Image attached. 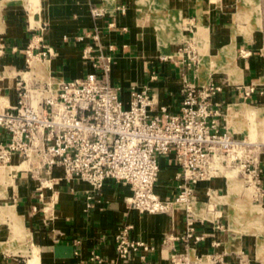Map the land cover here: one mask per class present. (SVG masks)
Returning a JSON list of instances; mask_svg holds the SVG:
<instances>
[{
	"label": "crops",
	"instance_id": "obj_1",
	"mask_svg": "<svg viewBox=\"0 0 264 264\" xmlns=\"http://www.w3.org/2000/svg\"><path fill=\"white\" fill-rule=\"evenodd\" d=\"M219 2L204 0L199 3L196 0L189 5L187 0H37L33 10L26 6L30 11L27 18L22 4L7 5L0 1V112L18 104L16 84L24 73L27 64L26 50L33 37H43L44 43L54 48L56 53L50 61L40 62L46 70L39 72L40 77H33L45 81L70 82L85 78L93 71L91 63L83 60V50L93 44L92 39L86 35L98 29L105 53L112 56L114 61L111 84L119 89L121 100L126 106L130 102L132 88L141 91L144 87H149L154 113L161 107H167L170 112H178L184 79H189L197 86L215 82L222 85V92L217 94L214 101L222 110L220 121L224 126L223 130H229L228 118L229 122L233 118H245L236 111L231 112V107L244 105L264 108L263 61L253 55L247 38L240 43L236 34L233 40V35L231 36L229 43L219 44V47L232 45L235 40L236 65L243 81L234 84L227 74L220 73L213 75L210 82L204 85L200 76L196 80L195 75L184 65L166 61L170 51L168 47L161 50L160 37L156 32V29L159 31V27L163 26L168 46V31L172 25L163 14L182 12L184 35L185 26L195 22L198 37L197 26L201 13L209 27V52L212 54L217 46L215 29L227 28L235 22L231 19L232 15L222 14ZM93 9L102 10L104 15L92 17ZM113 23L116 26L111 28ZM78 37H84V40L79 42ZM181 39L174 36L170 42L171 52L176 53L175 41ZM177 56L176 54L172 58ZM225 76L227 80H224ZM251 87H255L256 91L246 97L245 92ZM244 134L237 132L234 135L241 139ZM20 162V158L16 156L12 165H19ZM160 167L156 193L163 201L170 202L176 199L180 191V181L177 178L179 167L175 155L171 153L161 157ZM63 174L60 168L54 171V176L60 181L56 188L57 201L51 205L48 213L43 212L44 204L37 199L36 183L30 173L18 172L15 184L7 188L3 187L0 177V201L7 206L16 207L22 217L19 220L22 225L24 223L25 230L30 235L26 236V243H30L35 250L33 256H27L25 264H30L31 260L35 264H172L171 260L175 258L176 252L185 253V244L180 240L186 232L185 210L175 209L173 214L141 213L132 208L130 188L113 180L106 182L100 202L95 198L92 207L87 209V198L91 196L92 188L81 181L68 182L63 179ZM1 176L3 180L8 178V174L1 173ZM211 191H217L218 197H223V192L226 196V181L224 183L223 179H218L200 183L198 193L201 204L207 201ZM51 195V192H47L48 198ZM224 206L217 204V208ZM127 224L133 226V239L144 241L153 248L145 261L139 255H134L129 260L123 259L116 251L118 229ZM200 230L206 231V239L197 250L191 249V256L192 252L197 257V252L203 254L215 251V242L212 241V237H215L212 235L214 229L206 230L205 226H200ZM3 235L4 232L0 236ZM250 243V238L243 237L239 248H231L229 245V252H226L230 255L226 259L228 264H238L237 255L246 252ZM0 264H21V260H7L0 255Z\"/></svg>",
	"mask_w": 264,
	"mask_h": 264
},
{
	"label": "built area",
	"instance_id": "obj_2",
	"mask_svg": "<svg viewBox=\"0 0 264 264\" xmlns=\"http://www.w3.org/2000/svg\"><path fill=\"white\" fill-rule=\"evenodd\" d=\"M103 15L102 10L91 11L94 18ZM86 37L93 44L83 50V60L91 63L93 71L82 79L61 81L56 90L32 75L26 77L32 62H47L56 56L43 37H33L26 50L30 70L22 73L16 84L18 104L0 112V170L19 157V165L28 166L19 172L31 174L44 213L57 201L60 179L54 176L56 168L63 170L64 180L81 181L92 188L87 209L95 198L100 202L106 182L113 180L130 188L133 209L149 214H173L178 203L200 205L199 184L226 178L225 173L237 162L242 164L247 184L258 173L264 174V142L250 143L223 130L222 110L214 101L222 85L211 82L197 86L184 79L178 112L161 107L154 113L149 87L141 91L132 88L126 106L119 89L111 84L114 61L105 53L101 32L95 29ZM77 40L81 42L84 37ZM255 91L251 87L245 96ZM171 153L179 167L180 191L175 200L166 202L156 193V185L160 158ZM263 186L261 181L255 184L256 201L264 197ZM47 192L52 193L49 198ZM212 194L218 197L217 191L208 194L207 213ZM185 212L184 236L198 243L204 238L196 233L198 225L211 221L207 216H197L193 209ZM132 229L131 224L118 229L116 251L123 259L139 255L145 261L153 248L133 239Z\"/></svg>",
	"mask_w": 264,
	"mask_h": 264
},
{
	"label": "rangeland",
	"instance_id": "obj_3",
	"mask_svg": "<svg viewBox=\"0 0 264 264\" xmlns=\"http://www.w3.org/2000/svg\"><path fill=\"white\" fill-rule=\"evenodd\" d=\"M0 1H3V3L7 5L22 4L23 8L26 9L25 14L28 18L30 15L28 9L33 10L37 0ZM194 1L196 0H187L189 5L190 2L194 3ZM203 1L204 0H199V3H203ZM210 1L214 3L219 2V0ZM176 2H178V0H176ZM27 5L28 9L26 7ZM219 5L221 6L220 11L222 14L232 15L231 19L235 22L231 23L227 28L215 29L214 36L217 46L215 47V50H212V54L214 55L217 53L219 44L223 42L229 43L231 36L233 35V40L237 34L236 38L240 43L243 39L247 38L248 46L250 45L249 47L253 52V55L260 57L264 66V0H220ZM163 15L169 19L170 24L172 25L168 31L169 44L167 47L170 54L166 61L184 65L193 76L195 75L196 80L198 79V76H200L201 82L204 85L210 82L213 75L220 73L227 74L229 80L234 84L243 81L242 79L240 82L233 81L234 76L230 73L231 71L229 69L230 62L228 58H225L224 56V52L231 48L232 53H234L232 55L233 61L236 64L237 52L235 40L232 45L220 46L218 53L213 56L209 52L211 47V41L208 34L209 27L201 13L199 15L197 26L199 39L197 37L195 22L187 27L185 26L186 34L184 35V14L182 12H170ZM27 22L29 23V20H27ZM164 32L165 30H161L163 35H165ZM175 35L179 39L185 36L183 39L175 41V48H177L176 53L171 52L170 50V42ZM176 54L178 56L172 58ZM202 56L205 58V67L201 63ZM29 70V66L26 64L24 72H28ZM29 77L32 78V76ZM224 80H227V76H225ZM262 82L264 96V80H262ZM260 111V114L252 118L244 116L245 118L230 119V123H232L230 126L232 127L231 129H233V134L244 132L245 136H243V139H246L248 142H264V108L262 107ZM234 119L235 121L233 122ZM254 126H258V133L251 131ZM241 165L240 162H237L232 166V169L225 173L226 178H223V182L225 183L226 181V183L229 184L230 189L225 196L227 198L225 199L226 201H224L225 206L215 208L216 212L220 214L217 215L218 220L214 219L215 222L205 221L204 223H200L196 230L197 234L205 235L206 231H201L200 226H205L206 230L209 228L214 229L212 235H215V237H212V241L215 242V251L213 253L209 252L203 254L197 252V257H195L192 252L191 256V249L193 248L197 250L199 245L206 238H203V240L198 243L193 239L196 242V244L193 245L194 241H192V239L182 236L180 240L185 244V253L176 252L174 254L175 258L171 260L172 264H228L226 259L230 257V255L226 253L229 252L227 247L230 245L229 247L231 248L232 246L239 248L243 237L250 238L251 243L246 252L237 255L238 259L236 262L238 264H264V197L259 196V200L256 201L254 196L258 191L255 184L258 183V181H261L264 185V174L258 173L254 177L253 182L247 184V179L245 178L244 170ZM10 171H12V168L7 167L3 168L1 173L7 175ZM261 190L264 192V186ZM222 195H225L224 192ZM202 203L203 204L199 205L200 215H203V212L204 214L207 213L208 209V206L205 205L207 204V201ZM21 218V215L18 214L14 205L7 206L6 203L4 204L0 201V233H5V235L0 236V255L3 258H7V260L14 258L21 260V264H25L28 257L30 258V256L35 254V250L30 243H26V236L30 235H28L27 230H25L24 223L23 225L21 224L22 222L19 220ZM214 220L211 219V221ZM17 225L21 227L22 232H20L21 230H18V227L15 228ZM30 264H35L34 260H31Z\"/></svg>",
	"mask_w": 264,
	"mask_h": 264
},
{
	"label": "bare ground",
	"instance_id": "obj_4",
	"mask_svg": "<svg viewBox=\"0 0 264 264\" xmlns=\"http://www.w3.org/2000/svg\"><path fill=\"white\" fill-rule=\"evenodd\" d=\"M152 1V0H151ZM171 27V26H170ZM163 26H160L159 27V31L156 29V32L158 33L159 37H160V47H161V50L164 51L165 48L167 47V44H166V41L164 39V35L161 33V30H162ZM232 49H228L224 52V56L225 58H228L229 62H230V73L234 76V79L233 81L235 82H239L241 79H242V76H241V71L240 69L236 66V64L234 63L233 61V54ZM209 60V59H208ZM201 63L202 65L205 67L206 66V62H205V58L202 56L201 57ZM42 69L43 70H46V67L44 66V64L42 65L40 62H32L31 63V70L32 72L28 73L26 75V77H28L29 75L31 76H38L40 77L41 75H39L40 73L39 72H42ZM39 80V79H37ZM41 80V79H40ZM42 81H45V80H42ZM47 82L50 86H51V89L53 90H56L59 83L61 81H53V80H47L45 81ZM261 108H257V107H253V106H234V107H231L230 108V111L235 113V111L242 115V116H245V117H255L256 115L260 114V111ZM230 116V115H229ZM228 118V116H227ZM227 123H228V129H229V132L231 134H233V129H231L232 127L230 126L232 123L229 122V118L227 120ZM254 128V129H253ZM252 128V132H256L258 133V126H254ZM252 134V133H251ZM259 135V134H258ZM258 137V136H256ZM12 168V171H10V173L8 174V178L6 180H3L2 179V176H1V171L3 168ZM22 169H28V166L26 164H22V165H11V166H5V167H2L1 170H0V177H1V180H2V183H3V187L7 188L9 185H14L15 184V177L17 176L18 172ZM226 177V176H225ZM207 183H210V182H207ZM226 187H227V192H229V184L226 183ZM227 195V194H226ZM226 197L223 196V197H216L214 194H212V198H211V206H210V212L209 213H205L203 212V215L201 214L200 215V210H199V204H181V203H178L175 205V209H183V210H186V209H193V211L195 212V214L197 216H207L208 219L211 221L214 220V219H218L217 215L219 214L218 212H216V209H215V206L217 204H225V199ZM19 221V220H18ZM17 221V222H18ZM22 224V223H21ZM18 227V230H21L20 232H22V229L21 227H19V225L15 226V228Z\"/></svg>",
	"mask_w": 264,
	"mask_h": 264
}]
</instances>
